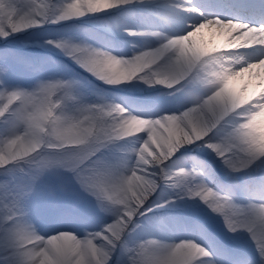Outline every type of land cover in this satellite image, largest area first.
Instances as JSON below:
<instances>
[{"label": "snow or ice", "instance_id": "6c2138e0", "mask_svg": "<svg viewBox=\"0 0 264 264\" xmlns=\"http://www.w3.org/2000/svg\"><path fill=\"white\" fill-rule=\"evenodd\" d=\"M84 24L130 37L131 54L110 39L90 44L39 32ZM229 24L264 30V6L242 14L229 0H112L101 10L87 0H0L5 44L26 35L27 43L59 52L108 86L86 94L51 57L37 67L0 50V264H264V127L255 123L264 92L255 87L254 67L264 60V44L194 56L176 43L201 26L212 32ZM234 54L243 56L240 63L215 68L213 58ZM123 56L143 62L141 70L106 84L100 59ZM49 64L52 72L39 84L11 82L17 71ZM240 73L252 79L246 99L234 104L222 93L225 78L237 84ZM134 82L163 93L144 103L116 94ZM37 95L43 118L63 109L94 133L81 143L48 146L62 157L52 172L29 166L35 152L14 148L22 122L31 127L34 119L16 105ZM195 149L204 158L192 155ZM173 208H183L189 221L181 238L154 235L157 210ZM184 248L199 255H183Z\"/></svg>", "mask_w": 264, "mask_h": 264}, {"label": "clouds", "instance_id": "9594fccd", "mask_svg": "<svg viewBox=\"0 0 264 264\" xmlns=\"http://www.w3.org/2000/svg\"><path fill=\"white\" fill-rule=\"evenodd\" d=\"M87 2L96 10H101L110 6L112 0H87ZM75 10L76 9H73V11ZM245 28L246 26L241 25L235 27L231 24H229L228 27L218 25L216 31L210 32L211 36L217 39L213 40L210 38L205 40L203 39V30H205V28L201 26L199 29L193 30L188 37L176 43L186 52L194 56H204L205 54L220 52L221 50L227 51L230 49L247 48L253 43L264 44V30L259 32L251 30L244 31L243 29ZM97 51H100V49H97ZM138 55H144V62L147 61V54L138 53ZM132 59L133 58L127 56L115 57L112 59L101 58L99 67H101L103 71L100 74V78L103 79L106 84H121L131 80L136 76L137 72L141 70L143 63H132ZM242 59L243 56L239 54H234L230 57L219 56L213 58V64L217 70L222 67L230 69L234 64L240 63ZM254 67L256 68L255 79L257 81L255 87L259 92H264V60L254 65ZM67 78L76 80L81 89L86 87L84 82L75 74L69 75ZM41 79L42 78L36 79L34 83L39 84ZM234 79L233 77L225 78L226 82L222 96L231 100L234 104H240L246 99L249 86L248 80L252 79V76L249 74L246 79L244 74L240 73L238 88L235 86L236 83H234ZM157 82L159 83L161 81ZM164 82L167 83V81ZM212 86L214 85H208L209 88ZM205 90H207V88H205ZM155 91L160 94L163 93V90ZM55 95L63 96V92L58 90ZM57 104H59V100H57ZM43 105L44 99L40 95H37L30 104L25 103L23 100L18 101L16 107L24 113H32L34 119L31 127H28L26 122H22L24 132L22 133L21 140L14 148L19 152H35L36 154L32 156V163L29 166L42 167L44 171L52 172L57 169L62 157L60 153L47 151L46 149L48 146L57 142L71 144L81 143L86 141L90 136H93L94 133L85 124H74L67 118L63 109L58 111L55 116H49L47 119L43 118V116H41ZM115 106L120 112L125 111V109L120 108L118 102H116ZM255 123L257 126L264 127V112H261L257 116ZM134 127V125L129 124L127 126V131L129 133L132 132ZM42 146L44 147L42 148ZM260 147L264 149V136L261 137ZM37 149L41 150L37 152ZM181 254L196 256L199 255V250L195 248H184L181 250Z\"/></svg>", "mask_w": 264, "mask_h": 264}, {"label": "bare ground", "instance_id": "6f19581e", "mask_svg": "<svg viewBox=\"0 0 264 264\" xmlns=\"http://www.w3.org/2000/svg\"><path fill=\"white\" fill-rule=\"evenodd\" d=\"M114 23V22H111ZM47 30H49V34H45L43 36L47 37L49 35H55V34H60V35H65L67 36L68 33L72 34V32L76 33V36H73L74 38H83V39H87L89 43H93V44H100L103 43L105 40H112L114 43H116L120 48L123 49L124 54L126 55H130L131 51L129 48V45L127 43H125L126 41L130 40V37H127L123 34H119V33H115V32H108L105 30L104 27L99 26V25H93V24H84L83 27L81 29H76V30H72L71 32L68 31H64L60 26H52L50 28H47ZM60 31H63V33H60ZM204 31V37L203 39L208 40V39H213L216 40L217 38L212 37L211 33L209 32V30L205 29ZM22 36V40H23V47L22 49L25 52H29L32 51L34 53H39L40 54V59L39 62L42 61V59L44 57H46L45 55H50L54 57V61L57 62V64L61 67L64 68V66H66L65 71H68L69 73H73V74H80L83 75L89 79H91L94 82H99L100 81L96 80L95 78L88 76L86 73H81L80 70L77 68V66L75 64H73V62L63 56L62 54H60L59 52H55L52 51L50 49L47 48H43L40 47L37 44L34 43H27L26 41L30 40V37H27L26 35H21ZM199 38V37H198ZM4 41L0 40V45L3 44ZM25 60V59H24ZM40 64V63H39ZM34 66V63H33ZM26 72L34 74L33 71L31 70H27ZM102 84V83H101ZM103 85V84H102ZM106 86V85H104ZM237 88L239 87V83H237L235 85ZM108 87V86H106ZM118 96H124L127 97L129 100L135 102V103H144V102H148L152 99H159V97L156 94V91L154 89H147L144 88L142 85L139 87L135 86V82L133 84H129L126 86H122L116 93ZM139 97V98H143L141 101H137L135 99H133V96ZM192 155H199L200 158H204V154L201 152V150L199 149H195L192 153ZM223 179V177H221ZM170 209H160L157 210L160 214L161 213H165V212H169ZM172 212V211H171ZM174 216L175 218L171 217L167 222H160V225L156 228L153 229V234L154 235H159L160 231H163L164 233H168L171 234L173 236V238L175 239H179L181 238V236L183 235V228L186 226L184 225L183 221L185 220V215L186 213L181 210V209H174ZM178 219L182 220V225H181V229L180 227L177 226L178 224ZM159 231H158V230Z\"/></svg>", "mask_w": 264, "mask_h": 264}, {"label": "rangeland", "instance_id": "374dc122", "mask_svg": "<svg viewBox=\"0 0 264 264\" xmlns=\"http://www.w3.org/2000/svg\"><path fill=\"white\" fill-rule=\"evenodd\" d=\"M40 34L43 36L45 34H49V30L47 29H41L39 30ZM75 32V31H74ZM72 32V34L68 33V35H73V36H76V33ZM60 33H63V31H60ZM64 34V33H63ZM22 36H19V37H16V38H13L10 42H8L7 44H5V42L3 44L0 45V50H3L4 48H9L11 49L17 56L19 57H22L23 59H25L26 61H31L32 63H34V66H39L40 62H39V59H40V54L39 53H34L32 51H29V52H25L22 47V43H23V40L21 39ZM46 57H51L52 60H54V57L53 56H50L49 54L48 55H45ZM45 58V57H44ZM43 58V59H44ZM42 59V60H43ZM45 70L44 71H33L34 74H31V73H28L26 71H17L13 74L12 76V80L11 82L12 83H21L23 86L27 87L29 86L31 83L35 82L36 79L38 78H46L48 75L51 74L52 72V69H53V66L52 65H45L44 66ZM69 75H72L73 73H69ZM78 76L79 79H81L84 84L86 85V87L83 89V91L87 94V93H93V92H100L102 89H107L106 86L102 85L101 83L99 82H94L92 81L91 79L83 76V75H80V74H75ZM145 97L143 98H139V97H136L133 96V99L137 100L138 102L141 101L142 99H144ZM174 209L176 208H173V209H170L169 212H165V213H161L160 216H161V220L158 222V226L160 225V222H167L171 217L174 216ZM178 209H181L185 212V210L183 208H178ZM172 211V212H171ZM178 224L177 226L180 227L181 229V225L184 223V225H188L189 224V221L187 219H185L182 223V220L178 219Z\"/></svg>", "mask_w": 264, "mask_h": 264}]
</instances>
